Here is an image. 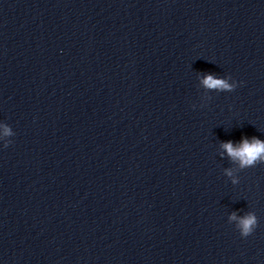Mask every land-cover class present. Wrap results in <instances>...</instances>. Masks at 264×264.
I'll return each mask as SVG.
<instances>
[{
	"label": "clouds",
	"instance_id": "9594fccd",
	"mask_svg": "<svg viewBox=\"0 0 264 264\" xmlns=\"http://www.w3.org/2000/svg\"><path fill=\"white\" fill-rule=\"evenodd\" d=\"M231 79V77H229ZM202 85L209 90H216L221 92H231L237 87V83H229L228 80L222 78H216L211 74H207L203 77L201 81ZM4 135L13 136L14 133L11 127L8 124H4ZM12 143V140H9L4 143V147L7 148ZM221 147L228 154V156L234 162H239L240 168H249L255 166L258 162L264 161V141L252 137L251 140L248 138H243L239 145L234 146L232 141L223 142ZM227 175L231 176L232 172L226 170ZM236 180H233V183H236ZM230 220H238V229L241 237H248L257 227L258 219L255 213L249 212L243 217H237L233 213L230 217Z\"/></svg>",
	"mask_w": 264,
	"mask_h": 264
}]
</instances>
